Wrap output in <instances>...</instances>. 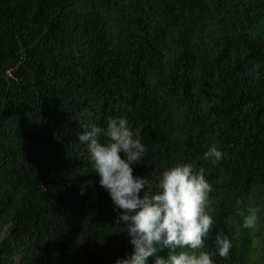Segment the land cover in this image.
Instances as JSON below:
<instances>
[{
    "label": "trees",
    "instance_id": "trees-1",
    "mask_svg": "<svg viewBox=\"0 0 264 264\" xmlns=\"http://www.w3.org/2000/svg\"><path fill=\"white\" fill-rule=\"evenodd\" d=\"M110 116L142 130L134 177L204 169L213 264H264V0H0V264L134 251L78 140Z\"/></svg>",
    "mask_w": 264,
    "mask_h": 264
},
{
    "label": "clouds",
    "instance_id": "clouds-1",
    "mask_svg": "<svg viewBox=\"0 0 264 264\" xmlns=\"http://www.w3.org/2000/svg\"><path fill=\"white\" fill-rule=\"evenodd\" d=\"M141 131H132L125 117L110 116L106 128L92 125L89 131L78 134L79 142L87 145L93 171L109 193L114 211L121 210L115 225L123 224L134 247L130 256L115 264H147L149 257L154 264H213L214 253L205 250L213 217L209 199L212 188L204 169L194 170L190 163L177 164L164 170L157 181L134 177L131 165L143 160L146 153ZM225 155L216 145L204 153L214 162ZM259 212L257 207H248L243 228L257 230ZM214 243L218 255L226 259L232 242L217 235ZM164 248L170 250L167 259L156 255Z\"/></svg>",
    "mask_w": 264,
    "mask_h": 264
},
{
    "label": "rangeland",
    "instance_id": "rangeland-1",
    "mask_svg": "<svg viewBox=\"0 0 264 264\" xmlns=\"http://www.w3.org/2000/svg\"><path fill=\"white\" fill-rule=\"evenodd\" d=\"M253 207H257V208H259V206H257V205H256V206H253Z\"/></svg>",
    "mask_w": 264,
    "mask_h": 264
}]
</instances>
